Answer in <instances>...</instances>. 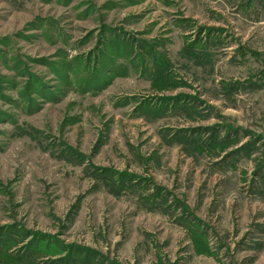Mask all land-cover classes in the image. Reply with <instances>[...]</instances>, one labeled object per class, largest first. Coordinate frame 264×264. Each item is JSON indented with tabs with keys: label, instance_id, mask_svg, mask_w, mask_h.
<instances>
[{
	"label": "rangeland",
	"instance_id": "obj_1",
	"mask_svg": "<svg viewBox=\"0 0 264 264\" xmlns=\"http://www.w3.org/2000/svg\"><path fill=\"white\" fill-rule=\"evenodd\" d=\"M0 264H264V0H0Z\"/></svg>",
	"mask_w": 264,
	"mask_h": 264
}]
</instances>
